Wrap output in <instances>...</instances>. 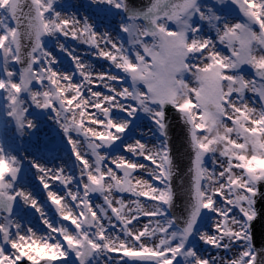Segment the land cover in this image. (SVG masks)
<instances>
[{"label": "snow or ice", "instance_id": "6c2138e0", "mask_svg": "<svg viewBox=\"0 0 264 264\" xmlns=\"http://www.w3.org/2000/svg\"><path fill=\"white\" fill-rule=\"evenodd\" d=\"M84 7L91 14L0 0V264H264L254 232L264 216V0ZM47 38L70 57L63 68ZM35 109L51 114L75 158L30 161L59 222L29 187V157L5 140L37 128ZM170 120L189 160L182 191Z\"/></svg>", "mask_w": 264, "mask_h": 264}, {"label": "rangeland", "instance_id": "374dc122", "mask_svg": "<svg viewBox=\"0 0 264 264\" xmlns=\"http://www.w3.org/2000/svg\"><path fill=\"white\" fill-rule=\"evenodd\" d=\"M58 3L60 4L62 11L68 12L66 14H91V10L84 7L85 0H58ZM71 4H75L76 7H71ZM54 39L55 38H47L46 43L50 48H52L54 55L58 57V67L63 68L71 62L70 57H68L66 53H63L54 47V45L51 43V41ZM66 47H68L69 49H74V54L80 56L82 59L90 60L98 70H107L109 67L107 62H103V68H101L98 59L92 55V50L84 45H80L75 41H69ZM72 66L74 68V64ZM33 118L38 120V125L30 135H27L21 139L19 136H13V134L9 132L5 136L6 142L11 141L15 145L18 153L24 151L25 154H30V149L33 150V152L40 157L37 158V156L35 155V159L39 160L41 163H44L49 167H58L62 163L65 165H69L71 161H74L75 158L71 153V146L68 144L62 130L55 123L54 119L51 118V114L43 112L39 109H35ZM4 120L5 117L3 114V107L2 103H0V125L3 124ZM144 131L147 130L145 129ZM47 137L54 138V141L51 140V143L46 145L45 140ZM55 155L58 156L56 158H49ZM54 159H56L57 161L55 162ZM27 162L28 161L25 160V172L27 169ZM68 170L78 181V166L73 164L69 167ZM37 181V179L31 180L29 187L33 190L34 195L41 202L42 206H44L45 212L48 215L49 219L53 222H59L60 218L58 214L55 213V209L51 205L50 201L46 199V193L44 192L40 182ZM28 218L34 220L35 222H39V214H29ZM207 230L208 229L206 227L202 229V231ZM209 251L212 255H219V252L217 250L209 249ZM97 264H101V261H98ZM108 264H113V262L109 261Z\"/></svg>", "mask_w": 264, "mask_h": 264}, {"label": "water", "instance_id": "95a60500", "mask_svg": "<svg viewBox=\"0 0 264 264\" xmlns=\"http://www.w3.org/2000/svg\"><path fill=\"white\" fill-rule=\"evenodd\" d=\"M170 124L173 122L170 120ZM173 132L177 136L178 144L177 147L180 149V168L181 171L178 173V177L176 180V186L178 191H182L183 187L187 183V177L185 173L187 172V165L189 164V160L187 158L186 153L184 152V148L186 147V143L183 142L182 136L180 134V129L173 124ZM181 180L184 181V185L181 184ZM257 207L264 210V187L261 188V195L257 198ZM186 210V199L184 197H180L177 200L175 211L178 215L183 214ZM255 241L257 246L259 247L262 242H264V216H262L258 221H255Z\"/></svg>", "mask_w": 264, "mask_h": 264}, {"label": "bare ground", "instance_id": "6f19581e", "mask_svg": "<svg viewBox=\"0 0 264 264\" xmlns=\"http://www.w3.org/2000/svg\"><path fill=\"white\" fill-rule=\"evenodd\" d=\"M71 7H76L75 6V4H71L70 5ZM65 13H68V12H66L65 11ZM76 15H78V16H80V15H82V14H76ZM30 154H25L24 153V151H21L20 152V154L22 155V156H24V155H26L27 157H29V159L27 160L28 162L26 163L27 164V169H26V172H30V175H31V180H35V179H37L38 181L37 182H39V179H38V173H36V170L34 169V168H31V164H30V161L31 160H33V158H34V160H36V161H39V160H37V159H35V155L37 156V154H35L34 152H33V150H31L30 149ZM58 155H55V156H52V157H49V158H56ZM39 156H37V158H38ZM40 158V157H39ZM54 161L56 162L57 160L56 159H54ZM40 162V161H39ZM60 166V165H59ZM31 183V182H30Z\"/></svg>", "mask_w": 264, "mask_h": 264}]
</instances>
